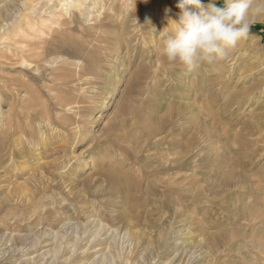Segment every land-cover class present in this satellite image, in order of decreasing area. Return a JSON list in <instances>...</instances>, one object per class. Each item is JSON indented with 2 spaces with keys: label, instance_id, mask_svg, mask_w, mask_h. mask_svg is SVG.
<instances>
[{
  "label": "rangeland",
  "instance_id": "374dc122",
  "mask_svg": "<svg viewBox=\"0 0 264 264\" xmlns=\"http://www.w3.org/2000/svg\"><path fill=\"white\" fill-rule=\"evenodd\" d=\"M91 2L0 0V264H264V33L188 72L178 0Z\"/></svg>",
  "mask_w": 264,
  "mask_h": 264
},
{
  "label": "clouds",
  "instance_id": "9594fccd",
  "mask_svg": "<svg viewBox=\"0 0 264 264\" xmlns=\"http://www.w3.org/2000/svg\"><path fill=\"white\" fill-rule=\"evenodd\" d=\"M178 19H169L161 34L167 60L196 71L203 63L227 61L251 27L264 17V0H178ZM171 9L168 10V13Z\"/></svg>",
  "mask_w": 264,
  "mask_h": 264
},
{
  "label": "bare ground",
  "instance_id": "6f19581e",
  "mask_svg": "<svg viewBox=\"0 0 264 264\" xmlns=\"http://www.w3.org/2000/svg\"><path fill=\"white\" fill-rule=\"evenodd\" d=\"M56 1H58V4L53 5V7L52 8L51 7L48 8V10H53L54 11L55 9H62L63 7L64 8L70 7V9H72L73 11H75L77 13H80V14H84L87 11L86 1H88V0H56ZM99 1H101V0H92V2L90 3L91 6L93 5L92 8H94L97 5V3H99ZM148 13H149V11H148ZM58 17H61V19H62V15L61 14H59ZM185 181H188V176L187 175L185 177ZM174 244H176V243H174Z\"/></svg>",
  "mask_w": 264,
  "mask_h": 264
},
{
  "label": "trees",
  "instance_id": "16d2710c",
  "mask_svg": "<svg viewBox=\"0 0 264 264\" xmlns=\"http://www.w3.org/2000/svg\"><path fill=\"white\" fill-rule=\"evenodd\" d=\"M251 30H254L256 32L264 33V27H257L252 25Z\"/></svg>",
  "mask_w": 264,
  "mask_h": 264
}]
</instances>
